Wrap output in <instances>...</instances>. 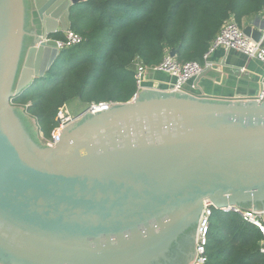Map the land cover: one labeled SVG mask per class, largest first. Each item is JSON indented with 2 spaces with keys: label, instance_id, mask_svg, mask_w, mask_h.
<instances>
[{
  "label": "water",
  "instance_id": "1",
  "mask_svg": "<svg viewBox=\"0 0 264 264\" xmlns=\"http://www.w3.org/2000/svg\"><path fill=\"white\" fill-rule=\"evenodd\" d=\"M81 3L0 0V264H191L205 202L264 212V100L139 90L40 143L12 99L59 60Z\"/></svg>",
  "mask_w": 264,
  "mask_h": 264
},
{
  "label": "trees",
  "instance_id": "2",
  "mask_svg": "<svg viewBox=\"0 0 264 264\" xmlns=\"http://www.w3.org/2000/svg\"><path fill=\"white\" fill-rule=\"evenodd\" d=\"M258 13L264 14V0H84L70 9V31L81 44L63 50L50 72L12 104L25 109L48 140L57 114L72 100L130 101L135 59L152 67L173 50L178 62L202 65L224 21L232 16L241 26L243 18ZM207 238L206 264H264L258 229L236 213L213 210Z\"/></svg>",
  "mask_w": 264,
  "mask_h": 264
},
{
  "label": "built area",
  "instance_id": "3",
  "mask_svg": "<svg viewBox=\"0 0 264 264\" xmlns=\"http://www.w3.org/2000/svg\"><path fill=\"white\" fill-rule=\"evenodd\" d=\"M261 38L259 42H253L251 39L245 37L242 33V28L239 26L234 18L230 16L226 21L223 22L216 36L211 40L207 52L203 56V64L200 65L196 62L181 63L176 58H171L169 52H167L162 61L152 67H146L138 59L132 62V68L134 72V78L136 81V96L139 90L144 91L146 88L143 85L144 77L147 73L151 74H163L171 77L175 80L172 87L167 92H182L183 86L196 78L204 69L210 68L208 63L209 58L213 52L218 48H224L226 50H234L250 60H255L264 64V25L260 29ZM62 39H55L57 48L59 51H63L81 44L82 39L75 33L71 32L70 29L67 32L62 33ZM133 96V97H134ZM258 102L264 100V78L261 81V91L259 92L256 99ZM115 103H101L98 105H88L87 109L77 116H71L63 111V108L59 111L56 116L57 126L52 131L50 139L43 140L44 144L53 146L57 139L59 132L65 128L69 123L76 120L79 116L85 113H93L106 109ZM214 207L209 203L205 202L201 217L198 221L196 229V239L194 248V258L191 264H206V247L208 244V233L210 226V218L212 216ZM233 213L238 214L242 220L246 223L253 225L258 229L261 235L260 242V254L264 256V212L254 213L252 211H243L238 208H234Z\"/></svg>",
  "mask_w": 264,
  "mask_h": 264
},
{
  "label": "crops",
  "instance_id": "4",
  "mask_svg": "<svg viewBox=\"0 0 264 264\" xmlns=\"http://www.w3.org/2000/svg\"><path fill=\"white\" fill-rule=\"evenodd\" d=\"M248 25L261 29L264 25V14L258 13L243 18L241 28ZM208 63L210 68L203 70L206 71V76L198 82L194 78L186 83L182 88L184 94L224 101H247L257 98L264 78L263 63L224 48L216 49ZM174 83L175 80L171 77L151 73H147L143 81L145 91H167Z\"/></svg>",
  "mask_w": 264,
  "mask_h": 264
},
{
  "label": "rangeland",
  "instance_id": "5",
  "mask_svg": "<svg viewBox=\"0 0 264 264\" xmlns=\"http://www.w3.org/2000/svg\"><path fill=\"white\" fill-rule=\"evenodd\" d=\"M87 107H88V105H83V104H80L77 100H72L63 107V111L68 113L71 116H77V115L81 114L83 111H85L87 109ZM35 132H36V130H35ZM36 136H37L39 142L44 144L42 137H41L39 132L36 133ZM193 247H194V245H193Z\"/></svg>",
  "mask_w": 264,
  "mask_h": 264
},
{
  "label": "flooded vegetation",
  "instance_id": "6",
  "mask_svg": "<svg viewBox=\"0 0 264 264\" xmlns=\"http://www.w3.org/2000/svg\"><path fill=\"white\" fill-rule=\"evenodd\" d=\"M26 28H27V30H28V32H29V31H30V30H29L30 28H29V25H28V24H26ZM188 246H189V245H187V246L185 247V250H186L188 253H190L191 250H190V247H188ZM186 251H185V252H186ZM187 252H186V253H187Z\"/></svg>",
  "mask_w": 264,
  "mask_h": 264
}]
</instances>
